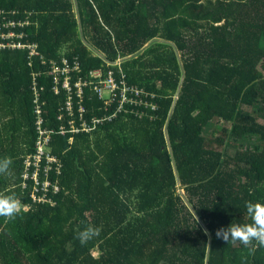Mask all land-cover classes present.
<instances>
[{"label":"trees","instance_id":"trees-1","mask_svg":"<svg viewBox=\"0 0 264 264\" xmlns=\"http://www.w3.org/2000/svg\"><path fill=\"white\" fill-rule=\"evenodd\" d=\"M17 40L0 47V193L21 211L0 217V264H264L215 235L264 202V0H0ZM108 72L122 102L96 91Z\"/></svg>","mask_w":264,"mask_h":264},{"label":"clouds","instance_id":"clouds-1","mask_svg":"<svg viewBox=\"0 0 264 264\" xmlns=\"http://www.w3.org/2000/svg\"><path fill=\"white\" fill-rule=\"evenodd\" d=\"M11 163L9 158H0V174L8 172ZM20 211L21 201L15 192L0 193V217L14 219ZM245 211L249 222H229L226 226H220L215 230L216 237L226 243L239 241L246 248L252 242L264 246V202H248ZM100 232L99 226L89 223L76 232V237L81 245H85L97 238ZM248 251L251 253L254 249L248 248Z\"/></svg>","mask_w":264,"mask_h":264},{"label":"built area","instance_id":"built-area-1","mask_svg":"<svg viewBox=\"0 0 264 264\" xmlns=\"http://www.w3.org/2000/svg\"><path fill=\"white\" fill-rule=\"evenodd\" d=\"M11 33H9L10 35ZM8 35H6L7 37ZM34 45L35 44H30V47L31 48V52H35L34 51ZM3 46H10V47H23V44L17 40V41H5V42H1L0 41V47H3ZM63 64L64 66L62 68H59L57 66H52L50 70H52V72H55V71H58L59 69H61L60 71L63 73V72H66V71H69L68 69L70 68L69 66V63H67V60H63ZM73 67H76L74 65H72ZM91 74L94 76V77H99L100 76V71L99 69H94V70H90ZM109 74H107L106 76V80L105 81H100V83H102V87H97L96 88V91H98L100 94L103 93L104 91H108L109 93H112V98L111 100L108 102L109 104L113 103V102H117L118 100L120 102H122L123 100H120L119 98H124L126 97V93H125V88H122L120 90V92L118 91V84L115 82L114 78L111 76L110 72H108ZM79 80L81 82H84L85 80H81L79 78ZM80 81H77L75 82V86H77L78 88V93H80L81 91V82ZM87 83V82H86ZM64 86L68 87L69 86V83L67 81H64L63 83ZM67 106H71V101L70 100H67ZM95 122H98L100 121L99 118H94ZM38 158V156H37ZM48 159H52L51 157H48ZM29 161V159H28Z\"/></svg>","mask_w":264,"mask_h":264},{"label":"rangeland","instance_id":"rangeland-1","mask_svg":"<svg viewBox=\"0 0 264 264\" xmlns=\"http://www.w3.org/2000/svg\"><path fill=\"white\" fill-rule=\"evenodd\" d=\"M261 71L264 73V67L261 68ZM93 254H96V251H93Z\"/></svg>","mask_w":264,"mask_h":264}]
</instances>
